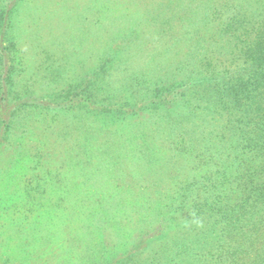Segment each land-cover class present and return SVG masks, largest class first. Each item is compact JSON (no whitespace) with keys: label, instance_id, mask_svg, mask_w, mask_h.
<instances>
[{"label":"rangeland","instance_id":"rangeland-1","mask_svg":"<svg viewBox=\"0 0 264 264\" xmlns=\"http://www.w3.org/2000/svg\"><path fill=\"white\" fill-rule=\"evenodd\" d=\"M242 3L0 0V264H230L229 239L193 244L196 212L161 210L209 143L180 61Z\"/></svg>","mask_w":264,"mask_h":264},{"label":"trees","instance_id":"trees-1","mask_svg":"<svg viewBox=\"0 0 264 264\" xmlns=\"http://www.w3.org/2000/svg\"><path fill=\"white\" fill-rule=\"evenodd\" d=\"M213 13V19L204 16V22L209 21L205 30L195 27L194 45L179 66L182 77L201 68L196 73L200 78L187 77L181 84L185 90L180 99L192 106L190 111L201 112L194 130L201 133L198 137L206 133L209 143L193 158L199 175L178 186V196L158 211L165 216L184 209L196 212L185 226L195 231L196 248L214 247L227 238L230 264H264V0H243L225 18L220 9ZM203 31L211 34L207 47L202 45ZM216 57L226 62L222 77L213 71L221 66L215 65ZM207 67L212 70L203 71ZM190 87L195 88L193 94ZM223 156L225 162L214 170L213 179L203 172L202 165Z\"/></svg>","mask_w":264,"mask_h":264}]
</instances>
